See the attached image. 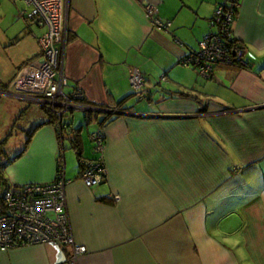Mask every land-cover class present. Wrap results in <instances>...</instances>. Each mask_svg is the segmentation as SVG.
<instances>
[{
	"label": "crops",
	"instance_id": "1",
	"mask_svg": "<svg viewBox=\"0 0 264 264\" xmlns=\"http://www.w3.org/2000/svg\"><path fill=\"white\" fill-rule=\"evenodd\" d=\"M10 1L17 16L13 31L0 30V139L20 140L3 150L1 174L8 185L50 183L70 135L58 139L40 107L14 96L44 30L20 16L24 0ZM222 1L67 0L62 92L122 111L77 109V125L67 115L82 159L94 156L83 125L102 129L106 169L105 181L86 187L63 153L71 234L85 248L74 264H264V0H238L231 37L242 66L217 64L205 78L181 62L212 31ZM147 4L166 29L149 24ZM133 69L146 96L130 88ZM69 255V246H18L0 252V264H70Z\"/></svg>",
	"mask_w": 264,
	"mask_h": 264
},
{
	"label": "built area",
	"instance_id": "2",
	"mask_svg": "<svg viewBox=\"0 0 264 264\" xmlns=\"http://www.w3.org/2000/svg\"><path fill=\"white\" fill-rule=\"evenodd\" d=\"M29 6L20 16L33 22L44 31L37 41L40 46L39 59L25 64L15 76L14 83L20 91L15 98L45 108L57 121L55 126L60 134L63 117L73 110H101L105 113H121L118 108H96L81 106L83 95L79 91L66 94L62 88L66 85L63 70L64 48L67 42L65 9L67 0H24ZM239 6L238 0H223L214 8L209 25L212 31L198 43L197 50L188 52L182 64L191 65L198 73L207 78L214 65L242 66V48L237 43H229L231 25ZM144 16L151 26L167 28L154 15L151 5L144 6ZM128 82L133 92L146 96L143 76L137 69L130 71ZM86 121V120H85ZM92 159H82L79 178L86 187L98 185L106 179L103 159L104 137L102 129L96 127L88 133ZM63 176V150L55 156V176L50 183H27L8 185L0 192V252L9 248L51 244L69 246V263L85 252L81 245L73 242L69 224ZM116 199V197H115Z\"/></svg>",
	"mask_w": 264,
	"mask_h": 264
},
{
	"label": "rangeland",
	"instance_id": "3",
	"mask_svg": "<svg viewBox=\"0 0 264 264\" xmlns=\"http://www.w3.org/2000/svg\"><path fill=\"white\" fill-rule=\"evenodd\" d=\"M15 11V12H14ZM16 14V15H15ZM14 16H17L15 7L12 3V1L10 0H0V30H5L8 32H11L14 30L15 28V24L14 23ZM40 30H44L43 27H38ZM37 29V28H35ZM37 29V36L39 35L38 33H40L41 31ZM36 36V35H35ZM74 117H75V122L74 125H77V119L78 116H80L79 114L81 113L79 110H73L72 111ZM67 116L63 117V122H67ZM82 124V119L79 120ZM95 129L94 123L91 122L88 125H83L82 130H81V137L83 140H86L87 136L86 133H90ZM3 139V138H1ZM19 137L17 135L12 134L10 137H7V139H5L3 145L1 146L2 150H9V149H13L15 147H17L19 145ZM24 142V139H23ZM20 144H22V141L20 142ZM24 144V143H23ZM64 150V160H65V169H72L75 172L79 173V167L77 165V159L75 157L74 151L72 150V148L69 146V142H68V138L65 137L64 138V144H63ZM1 152H0V158L1 157Z\"/></svg>",
	"mask_w": 264,
	"mask_h": 264
},
{
	"label": "trees",
	"instance_id": "4",
	"mask_svg": "<svg viewBox=\"0 0 264 264\" xmlns=\"http://www.w3.org/2000/svg\"><path fill=\"white\" fill-rule=\"evenodd\" d=\"M228 42L229 43H236L235 42V40L234 39H228ZM83 101H84V98L82 99ZM81 100V101H82ZM99 107H103L102 105L101 106H99ZM104 108H106L105 106H104ZM107 108H112V107H108L107 106ZM47 115V117H48V119L46 120L47 121V123H51V122H53L54 124H55V122L57 121V118L52 114V113H50L49 111H47L45 108H41ZM69 127H71L70 126V124H69V122H63V127H62V129H61V131H60V134L58 133V131L56 130V132H57V138L58 139H60V140H62L63 139V137H65V135L66 134H68V135H70V147L72 148V150L74 151V153H75V157H76V159H77V165H78V167H79V171H80V169H81V166H80V161L82 160V158H81V154H80V152H79V148H78V143H77V138H78V133H77V130L76 129H73L72 130V128L69 130ZM30 133V132H29ZM29 133H27V136L26 137H28L29 136ZM4 141H5V138H3V139H0V145L2 146L3 145V143H4ZM27 141H28V138H26L25 139V142H24V144H26L27 143ZM1 146H0V152H1V154L3 153V150L1 149ZM62 149V150H64V148L62 147V145H61V147H59V149ZM58 149V150H59ZM19 155H16L15 157H18ZM94 157V156H93ZM92 157V158H93ZM92 158H90V159H92ZM13 159V158H12ZM12 159H10V161H12ZM2 167H3V163H1L0 162V192L2 191V189L4 188V187H6V186H8V184H6V182H5V180L3 179V177H2V174H1V172H2ZM78 175H79V173H78Z\"/></svg>",
	"mask_w": 264,
	"mask_h": 264
},
{
	"label": "water",
	"instance_id": "5",
	"mask_svg": "<svg viewBox=\"0 0 264 264\" xmlns=\"http://www.w3.org/2000/svg\"><path fill=\"white\" fill-rule=\"evenodd\" d=\"M99 111H101V110H99Z\"/></svg>",
	"mask_w": 264,
	"mask_h": 264
}]
</instances>
